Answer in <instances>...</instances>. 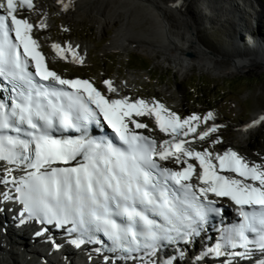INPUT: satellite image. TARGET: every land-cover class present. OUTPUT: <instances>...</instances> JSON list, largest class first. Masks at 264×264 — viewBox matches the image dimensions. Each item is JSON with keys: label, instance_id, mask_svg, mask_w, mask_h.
Returning <instances> with one entry per match:
<instances>
[{"label": "snow or ice", "instance_id": "6c2138e0", "mask_svg": "<svg viewBox=\"0 0 264 264\" xmlns=\"http://www.w3.org/2000/svg\"><path fill=\"white\" fill-rule=\"evenodd\" d=\"M54 2L63 12L75 7V0ZM36 10L35 0H0V76L11 85L10 105L0 102V161L15 166L6 167L0 182L15 186L23 206L20 224L71 225L67 231L78 236L70 243L77 249L103 244L102 233L111 242L109 251H146L157 257L154 264H181L184 248L171 256L166 249L192 244L207 231L210 216L222 218L215 198H228L242 221L223 231V244L208 247L197 264L229 247L230 255L246 264H264V164H250L231 149L217 150L222 141L212 134L220 125L212 112L184 118L159 102L114 98L110 94L118 90L110 80L104 81L106 94L89 80L62 78L49 68L34 38L35 28L48 27L44 16L36 24L28 18ZM51 47L61 59L70 52L72 62L85 63L71 44ZM153 116L159 131L171 137L162 144L130 128L148 129L136 118ZM93 123L107 125L121 146L97 139ZM257 125L264 126V115L248 127ZM190 135L211 140L212 150L197 151ZM172 161L182 170L161 163ZM17 169L26 174L17 179Z\"/></svg>", "mask_w": 264, "mask_h": 264}, {"label": "rangeland", "instance_id": "374dc122", "mask_svg": "<svg viewBox=\"0 0 264 264\" xmlns=\"http://www.w3.org/2000/svg\"><path fill=\"white\" fill-rule=\"evenodd\" d=\"M234 2L237 4L238 0H234ZM250 2L238 9L247 11L244 16L249 19V24H252L255 20L251 14H254L258 8L261 14L257 25L263 24L264 0H251ZM41 3L48 9V12L45 11L44 17L47 19L50 14L51 27L49 32L42 33L39 38L44 39L51 36L62 42L69 40L90 50V59L85 63L84 70L76 72L64 64L53 65L59 71L68 76L92 77L97 81L103 76L115 78L121 89H126V84H128L130 91L146 97H158L180 112L205 111L214 108L218 112L223 128L221 135L225 144L238 149L250 159H262L257 153L264 155V126L252 127L245 134L240 131L244 126L248 127L258 114L264 115V53L262 50H252L255 47L253 44L255 40L251 42V48L241 42L242 46L246 47L245 49L249 48L247 51L261 59L256 60L258 62L256 66L249 63L246 68L236 67L235 64H238L239 57H231L237 55L234 51L232 23L231 25L227 24L225 19L220 17L215 18L214 24H207V19L204 21L205 24H202L201 18L200 20L195 18L198 35L207 48V56L218 61L217 63H221L220 69H226L225 72H218L211 66L205 67L194 61L190 71L184 73L180 66L165 62L154 51L131 47H127L126 50L108 49L113 35L112 28L104 36H101L97 33L93 23L85 16L72 13L78 18L70 19L68 15L65 16V12L56 8L54 0H43ZM237 13L239 15L238 10ZM259 28L261 35L263 30L260 25ZM64 29H68V31H64ZM252 36L264 40V37L254 33L246 42L252 41ZM241 37L246 39L243 35ZM257 42L261 43L260 40ZM42 43H44L43 48L46 51V44ZM262 49L264 51V47ZM242 53L244 51H241L240 54ZM190 58L192 57L189 56ZM244 60L247 59L243 58L242 61ZM51 62L54 63L53 60ZM0 244L4 247L5 239L0 238ZM1 245L0 260L8 259V255L1 251ZM14 250L18 252L17 249ZM15 252L10 254L12 258L5 264H14L15 260L21 262L22 258L18 254H14ZM28 262L33 264V261L28 260Z\"/></svg>", "mask_w": 264, "mask_h": 264}, {"label": "bare ground", "instance_id": "6f19581e", "mask_svg": "<svg viewBox=\"0 0 264 264\" xmlns=\"http://www.w3.org/2000/svg\"><path fill=\"white\" fill-rule=\"evenodd\" d=\"M238 7L239 5L236 4L234 0H75L74 9L65 12V16L68 15L70 19L78 18L77 15H73L72 13L85 16L93 23L97 33L101 36H104V34L112 28L113 35L108 44V49L126 50L127 47H131L134 49L154 51L159 54L165 62L180 66L181 71L184 73L190 71L193 66L192 62L194 61L201 63L205 67L211 66L215 71L225 72L224 70L226 68L220 69L221 63H217L218 61L207 56V48L204 41H202L198 35V27L195 23V18L197 17L198 20L201 18L202 24H205L204 21L206 19L208 20L207 24H214L216 21L215 18L220 17L225 19L227 24L230 23L231 25L232 23L235 44L234 51L237 55H232L231 57H239V61H237L238 64H235V66H239L241 69L246 68L249 63L256 66L258 63L256 60H260L261 58L247 51L249 48L245 49L246 47L242 46L241 42L250 47L251 42L255 40L253 43L255 47H253L252 50H262L264 53L262 49L264 47V40L260 37V39H258L257 36H252L253 40L246 42L253 33V31L249 32L248 28L252 26L253 23H257L260 20L261 11H256L258 12L257 15H255L256 12L252 14L255 21L249 24V19L244 16L245 12L242 10L240 11ZM56 8L61 11L60 6L57 4ZM40 9L43 10V15H45V11L48 12L47 7L45 8L43 4H41ZM201 13L203 14L202 16ZM39 17L40 16L36 19ZM45 23L48 27L43 29V31L47 32L51 27L50 14L47 19H45ZM240 35H243L246 39L242 38ZM248 35H250L249 38ZM50 38L51 37L47 39ZM258 40H260V44L257 42ZM47 41L49 40H46V42ZM71 45L73 48L79 50L80 55L84 56L85 63L90 59V50L87 47L75 42ZM240 49H244L241 50L244 51V53L240 54ZM189 56L192 58L189 59ZM56 58L60 59L57 56L54 58L50 55L48 56L50 62L51 60L54 61L53 64L62 65ZM243 58L247 60L242 61ZM115 83L117 82L115 81ZM261 115L262 114H258L257 117ZM258 126L260 125L255 127ZM249 129H251V127L242 128L240 132L245 134ZM216 147L220 150L231 148L224 143ZM5 169L6 167L0 164V176L5 175ZM8 185L5 186L0 182V193H4V188L8 187ZM2 204H4L3 201H0V206ZM9 214L11 215L10 211L4 213L0 223L3 222L2 220H5ZM9 220H12V218L10 217L9 219L8 217L7 221ZM2 226L3 225H0V238L3 240L5 239V246L3 247L0 244L1 251L8 255V259L4 258L0 260V264H5L7 260L12 258L10 254L15 252L14 249L18 250V252L14 254H18V256L22 258L21 262L15 260L14 264H29V259H34L33 262L35 263L39 261L44 262L46 257H52L54 253L52 250H50L46 256L32 253L34 251L30 250L32 246L29 244L31 240L28 237L25 235L18 237L10 232H3L4 227ZM52 258L48 264H64L55 259L52 260ZM81 264H86L85 260H81Z\"/></svg>", "mask_w": 264, "mask_h": 264}]
</instances>
